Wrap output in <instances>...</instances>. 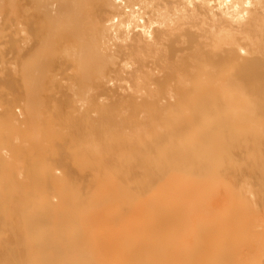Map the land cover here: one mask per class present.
I'll use <instances>...</instances> for the list:
<instances>
[{"label": "bare ground", "instance_id": "bare-ground-1", "mask_svg": "<svg viewBox=\"0 0 264 264\" xmlns=\"http://www.w3.org/2000/svg\"><path fill=\"white\" fill-rule=\"evenodd\" d=\"M0 264H264V0H0Z\"/></svg>", "mask_w": 264, "mask_h": 264}, {"label": "rangeland", "instance_id": "rangeland-1", "mask_svg": "<svg viewBox=\"0 0 264 264\" xmlns=\"http://www.w3.org/2000/svg\"><path fill=\"white\" fill-rule=\"evenodd\" d=\"M112 44H113V43L108 44L109 46H108V45H107V46L110 48V45H112ZM112 46H114V45H112ZM112 46H111V47H112ZM114 47H115V46H114ZM97 51H98V50H97ZM96 55L98 56L97 52H96ZM97 56H95V58H96ZM97 58H98V57H97ZM99 58H100V57H99ZM99 58H98V59H99ZM98 59H96V60H98ZM93 62H96L95 59H93L92 63H93ZM98 64H99V61H98L97 64L94 63V65H96V66H97ZM91 65H92V64H91ZM99 65H100V64H99ZM92 68L94 69V67H92ZM97 68H99V66H98ZM100 69H102V68H101V65H100ZM98 70H99V69H98ZM98 70H97V71H98ZM95 71H96V70H94V72H95ZM101 71H103V69H102ZM95 73H96V72H95ZM98 73H99V72H98ZM78 80H80V79H75V80H73V82L71 83L72 87H73V86H77L79 83H80V85H81V82H78L77 84H76V82H74V81H78ZM82 84H83V83H82ZM80 85H79V86H80ZM77 88H78V87H77ZM75 90H76V89H75ZM76 91H77V90H76ZM80 92H81V91H80ZM80 92L77 91V92H75V93H80ZM81 94H82V93H81ZM81 94H79V95H77V96L79 97V96H81ZM83 95H85V94H83ZM83 95H82V96H83ZM75 96H76V95H75Z\"/></svg>", "mask_w": 264, "mask_h": 264}]
</instances>
